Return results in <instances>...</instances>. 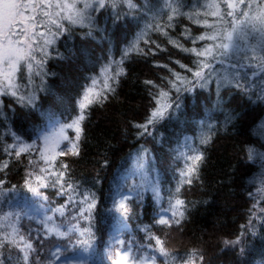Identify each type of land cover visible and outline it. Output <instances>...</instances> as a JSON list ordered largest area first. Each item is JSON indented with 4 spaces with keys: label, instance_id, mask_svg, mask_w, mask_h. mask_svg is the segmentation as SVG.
<instances>
[{
    "label": "trees",
    "instance_id": "1",
    "mask_svg": "<svg viewBox=\"0 0 264 264\" xmlns=\"http://www.w3.org/2000/svg\"><path fill=\"white\" fill-rule=\"evenodd\" d=\"M150 2L157 4L162 0ZM184 3L187 9L202 3V0H184ZM97 20L99 29L93 32L92 37L82 38L86 30L76 29L77 34L71 40L60 41V51L67 58L48 61L47 71L54 75L45 77L43 83L36 76L34 82L27 85V91H35L38 97L35 108L24 107L10 96L0 97L3 100V106L0 107V161L9 159L3 147L13 142L10 132L32 143L38 133L49 130L47 114L61 122H69L74 118L79 111L78 103L82 94L91 84V78L101 79L98 87H102V67L111 60L118 61L123 49L147 25L153 23L151 14L144 12L122 18L115 25L108 19L107 12H102ZM174 24V30H168L169 35L185 47L194 46L181 35L185 28H190L192 35L204 31L185 17H179ZM146 38L161 47L155 48L154 44L141 42L140 47L149 54H133L126 58L123 67L127 75L120 77L118 86L113 85L115 94L107 93L102 105L93 103L86 109L80 155L58 156L55 160L57 168L61 161L69 165L65 180L77 185L78 193L95 194L97 205L92 210L91 219L79 216L76 220L71 219L77 208L86 205L68 203V194H59V185L51 186L54 177H48L49 187L42 189L48 197L44 202L47 214L53 215V210L67 204L64 217L56 213V222L65 227L78 223L80 229L91 228L93 236L89 264H113L110 259L116 258L117 253H121L129 243L134 251L138 246L146 245L148 241L143 231L146 227L164 240L166 247L179 254L191 248L202 249L204 264H264V239L261 238L264 237V223L258 220L253 221L258 235L250 240L249 250L243 258L238 257L234 250H221L223 238H235L243 230L241 226L248 224L250 209L255 202L249 192L257 194L261 177L264 176V162L257 160L247 163L242 152L249 144L264 151V136L259 127L264 124V99L260 98L264 76L252 80L248 75L253 70L242 71L243 82L254 85L248 92L229 85L221 88L218 97L214 79L204 89L197 87L194 94L183 93V108L175 119L157 125L152 136L138 137L137 129L132 124L145 121L154 107L152 95L157 93L158 87L168 88L165 78H172L169 69L190 75L176 61L191 66L194 59L158 32L149 31ZM201 43L204 42H198L195 47H200ZM68 49H72L75 54L71 55ZM149 49H154L155 54ZM219 67L221 65H217V69ZM145 81H152L158 87ZM229 116L234 118L225 130ZM209 124L216 126L215 135L211 143L202 149L206 159L200 168V181L182 186L177 193L178 169L183 166L182 159L177 158L178 153L183 150L186 139L198 145L200 136L209 131ZM69 135L73 133L70 131ZM145 150L147 156L141 168L139 157ZM105 161L107 166H104ZM40 163L43 164L42 161ZM28 167V160L22 155L19 160L10 158L8 168L0 172V179L7 181L5 188L16 186V200L34 199L21 187ZM157 179L162 197L159 204L151 190H148L143 192L142 199L127 201L131 207L126 219L114 211V200L119 199L121 194H127L134 184L154 183ZM8 196L13 194L9 193ZM176 196L186 202H195L196 205L189 220L181 225L183 231L175 225L168 228L155 223L158 208H167L169 198L174 199ZM75 199H82V195ZM203 201L209 203L204 204ZM261 206L264 207V203ZM8 207L6 197L0 202V208L7 210ZM22 227L28 230L39 225L35 220L30 221L25 217ZM72 235L78 238V233ZM119 240L125 244L121 245ZM53 244L64 246L68 241L46 240L42 248L44 256L48 255L47 249ZM79 254L77 250L76 253H68V256Z\"/></svg>",
    "mask_w": 264,
    "mask_h": 264
},
{
    "label": "snow or ice",
    "instance_id": "2",
    "mask_svg": "<svg viewBox=\"0 0 264 264\" xmlns=\"http://www.w3.org/2000/svg\"><path fill=\"white\" fill-rule=\"evenodd\" d=\"M102 12H107L113 25L122 18L139 12L151 14L153 23L147 25L123 49L118 61L111 60L102 67V87H98L101 79L91 78V84L85 88L78 103V113L69 122H61L47 114L49 130L38 133L37 139L32 143H28L15 132H10L13 142L3 147V152L9 159L0 161V172H5L8 168L10 158L19 160L22 155L26 156L29 167L21 187L34 199L16 200V186L5 188L7 181L0 179V202L7 197L9 205L7 210L0 208V264H89L93 236L91 228L80 229L78 223L67 227L57 223L56 213L64 217L67 204L53 210V215H48L44 205L48 197L42 189L49 187L48 177H54L51 186L59 185V194L67 193L68 203L86 205L77 208L71 219L76 220L77 216L91 219L92 210L97 205L95 194L78 193V186L65 180L69 165L61 161L57 168L55 160L58 156L80 155L85 131L83 125L87 118L86 109L93 103L102 105L107 99V93L115 94L116 88L113 85L118 86L120 77L127 75L123 67L126 58L133 54H149L140 47L141 42L146 45L154 44L155 48L161 47L146 38L149 31L167 37L169 43L194 59L191 66L176 61L190 75H182L169 69L172 78H165L167 89L154 85L152 81H145L146 84L158 87V91L152 95L154 107L150 109L145 121L132 124L137 129L138 137L152 136L157 125L165 120L175 119L183 108V93L194 94L197 87L204 89L214 79L218 97L221 88L229 85L248 92L254 85H246L241 72L253 70L248 75L249 79L264 74V0H202V3L187 9L184 0H162L157 4H152L150 0H0V97L10 96L24 107L35 108L38 97L35 91H27V85L32 84L36 76L43 83L45 77L54 75L47 71L48 61L67 58L60 51V41L71 40L77 34L76 29L86 30L83 31L82 38L92 37L93 32L99 29L97 17ZM179 17H185L192 24L204 29L199 35H192L190 28H185L181 33L185 39L191 41L193 47H185L169 35L168 30H174V21ZM198 42L204 43L195 47ZM68 51L71 55L75 54L72 49ZM149 51L155 54L154 49ZM217 65L225 68L223 74L217 69ZM229 68L235 71L228 72L226 69ZM260 98L264 99V87L260 89ZM2 106L3 100L0 99V107ZM233 118L228 117L225 130ZM215 127L214 124L208 125L209 131L200 136L198 145L185 140L183 150L177 156L183 161V166L178 169L177 193L182 186L200 181V168L206 159L202 149L211 143ZM259 127L261 135L264 136V124ZM70 131L73 135H69ZM242 152L247 163L257 160L264 162V151L255 145L245 146ZM146 156L145 150L139 157L141 168L144 167ZM104 166H107L106 161ZM148 190H151L159 204L162 197L157 179L154 183L134 184L127 194H121L119 199L114 200V211L122 219H126L131 207L127 201L142 199L143 192ZM9 193L13 196L9 197ZM81 195L82 199H75ZM249 195L255 202L250 209L248 224L241 226L243 230L235 238L221 240V250H234L240 258L247 254L250 240L258 235L253 221L264 223V207L261 206L264 203V176L261 177L257 194L249 192ZM203 203L208 204L209 201ZM195 206V202H186L179 196L169 198L167 208H158L155 223L168 228L175 225L183 231L181 225L189 220ZM25 217L30 221L35 220L39 227L25 230L22 227ZM143 231L148 243L138 246L135 251L129 243L117 255L113 264H204L202 249L191 248L186 253L179 254L166 247L165 241L151 233L149 228L146 227ZM73 233H78V238H74ZM53 239L68 241V244H53L47 249L48 255L44 256V242ZM119 243L125 244L123 240H119ZM77 250L79 255L68 256V253H76Z\"/></svg>",
    "mask_w": 264,
    "mask_h": 264
},
{
    "label": "rangeland",
    "instance_id": "3",
    "mask_svg": "<svg viewBox=\"0 0 264 264\" xmlns=\"http://www.w3.org/2000/svg\"><path fill=\"white\" fill-rule=\"evenodd\" d=\"M218 69H222V71H223V70H225V68H224V67H222V66H221V67H219ZM229 69H230V68H229ZM222 71H221V74H223V72H222ZM245 71H246V70H245ZM260 75H261V76H262V75L264 76V74H259V75H257L256 77H258V76H260ZM256 77H255V78H256ZM255 78H254V79H255ZM252 80H253V79H252ZM118 254H119V253H117V255H118ZM116 258H117V257H116ZM114 259H115V258H111L110 260L114 261ZM58 264H60V262H58Z\"/></svg>",
    "mask_w": 264,
    "mask_h": 264
}]
</instances>
